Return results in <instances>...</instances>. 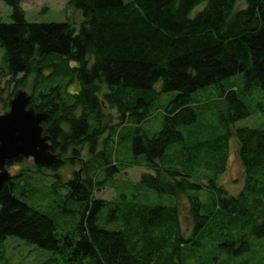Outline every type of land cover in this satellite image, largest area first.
<instances>
[{
  "label": "trees",
  "instance_id": "obj_1",
  "mask_svg": "<svg viewBox=\"0 0 264 264\" xmlns=\"http://www.w3.org/2000/svg\"><path fill=\"white\" fill-rule=\"evenodd\" d=\"M4 1L11 13L10 20H0V67L15 88L29 75L77 81L72 91L67 83L51 82L48 89L34 84L30 105L49 113L43 132L61 157L50 166L34 164L35 169L64 184L62 199L77 202L79 217L71 229L58 231L55 215L16 194L24 178L21 171L0 189V242L8 236L21 238L60 254L65 264H173L184 242L195 243L176 227L177 204L140 203L123 191L113 199L95 196L121 164L148 168L134 187L187 196L192 234L217 232L226 252L242 254L251 248L250 236H264V128H228L218 139L192 143H186L181 130L198 117L193 92L209 84L220 87L224 98L220 123L230 126L251 113L240 92L225 87L224 81L242 72L245 89L257 85L264 91V0H245L238 9V0H68L67 6L82 14L78 24L69 19L30 21L21 0ZM163 91L175 94L164 106L160 129L152 134L140 124ZM105 104L118 112L117 126ZM125 122L135 124L122 136L131 142L126 162L114 157L106 142L96 150L106 130L114 136ZM231 133L244 168V183L234 195L217 182V174L226 168ZM175 143L180 145L174 148ZM83 144H88L90 156L84 176L73 169L62 182L57 168L66 163L67 153L80 156ZM196 167L211 173L195 172ZM97 168L102 177H96ZM48 169L52 173L43 171ZM195 174L205 176L207 183L193 180ZM204 187L211 192L206 200L199 196ZM61 210L59 204L56 211Z\"/></svg>",
  "mask_w": 264,
  "mask_h": 264
},
{
  "label": "rangeland",
  "instance_id": "obj_2",
  "mask_svg": "<svg viewBox=\"0 0 264 264\" xmlns=\"http://www.w3.org/2000/svg\"><path fill=\"white\" fill-rule=\"evenodd\" d=\"M68 0H21V6L24 9L25 16L30 21L50 22V21H65L72 20L77 24L82 19L80 11L73 7L67 6ZM128 1V0H126ZM205 2L199 4L192 13L204 6ZM245 0H238L236 9L242 7ZM11 8L0 0V20H10ZM2 53L0 52V66L2 65ZM22 77V73L18 75ZM36 77V78H35ZM29 75L26 79L20 78V83L17 88H24L29 94L36 84L43 85L48 89L51 82L56 84L67 83L66 79L56 78L53 80L47 78L46 80H39L37 76ZM76 80L67 83V89L75 90L78 88ZM16 82L11 79L9 74H6L0 67V113H3L8 108V100L15 90ZM225 87H233L240 92V96L248 104L251 113L238 119L230 126H226L219 121V111L225 109V102L221 93L220 87L215 84H209L201 87L193 92V104L198 111L197 120L191 124L181 126V130L185 136L186 143L195 142L198 139L219 138L227 134L228 128L233 130L238 126H250L264 128V91L257 85L245 89V80L242 72L231 75L224 81ZM157 90L160 89V83L155 85ZM10 93V94H9ZM175 94V91H163L159 94L152 109L150 110L149 118L140 124L149 133H154L160 129L162 124L163 114L165 112V105L168 100ZM4 102L7 103L5 108ZM262 106V107H261ZM106 111L111 114V123L117 126L119 121L118 112L114 107L105 104ZM135 124L125 122L118 126L116 134L113 136L111 130L105 131L99 138V144L96 150L102 149V143H107V150L113 151V156L124 162V157L132 154L130 140L124 139L123 134H128ZM111 136L113 138L111 139ZM228 155L225 170L217 174V182L223 185L228 194H238L244 183V168L239 161L237 155V139L233 133L227 136ZM180 143H175L172 147L175 148ZM80 156L73 153H67L66 163H62L57 170L62 176V182L66 181L71 175L72 170H78V173L84 176V165L88 162L89 149L88 144H83L79 147ZM99 165L102 166V160L99 158ZM126 162V161H125ZM128 162V161H127ZM31 157L24 158L20 162H14L7 165V168L12 174L25 172L23 179L19 180L20 186L17 187L16 194L25 202L37 207L43 211L49 212L56 216L58 222V231L64 233L71 229L76 218L79 217V207L77 202L65 203L62 199L66 193L64 184L55 182L56 177L37 173L35 165ZM96 163V165L98 166ZM96 166V167H97ZM211 170L205 168H195V172ZM45 173H52L51 170H43ZM148 171L144 164L126 166L121 164L119 172L115 173L109 183L96 188L95 196L105 199H113L118 196L119 191L127 193L132 199L140 203H154V204H177L179 211V223L176 227L183 230V236L192 237L195 243L184 242L180 248L179 253L173 255V264H264V236H250L251 248L239 255H233L226 252L221 246V239L218 233L204 232L202 235L192 234V220L189 212L188 197L181 195L179 197L170 194H159L153 189L144 187H134V184L141 179V174ZM102 170L97 168L96 177H102ZM202 177V178H201ZM197 177L195 174L192 179L207 183L205 176ZM118 185V186H117ZM200 198L206 200L211 192L207 187L199 190ZM199 193L197 191H194ZM65 198V197H64ZM62 206L60 213L56 209L58 205ZM65 207V208H63ZM76 217V218H75ZM108 227H115L113 223H108ZM172 244L169 251H172ZM188 244V245H186ZM6 260H10L16 264H65L60 254L54 253L48 249L39 247L31 242H27L15 236H8L0 242V264H5ZM165 264V260H164Z\"/></svg>",
  "mask_w": 264,
  "mask_h": 264
},
{
  "label": "water",
  "instance_id": "obj_3",
  "mask_svg": "<svg viewBox=\"0 0 264 264\" xmlns=\"http://www.w3.org/2000/svg\"><path fill=\"white\" fill-rule=\"evenodd\" d=\"M32 95L24 88L13 91L8 108L0 113V189L11 179L7 162L31 157L38 165L50 166L61 160L53 151L50 135L43 132L42 122L49 113L30 105Z\"/></svg>",
  "mask_w": 264,
  "mask_h": 264
}]
</instances>
